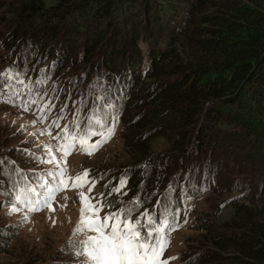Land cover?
Instances as JSON below:
<instances>
[{
	"label": "rangeland",
	"instance_id": "rangeland-1",
	"mask_svg": "<svg viewBox=\"0 0 264 264\" xmlns=\"http://www.w3.org/2000/svg\"><path fill=\"white\" fill-rule=\"evenodd\" d=\"M25 1L0 0V70L16 61L21 62L25 53H29L26 55L31 61L39 43L42 48L40 54L52 60V63L46 65V71L53 73L59 82H65L64 78L67 82L70 80L69 88L65 87L67 82L61 86L57 81L54 85L57 90L53 94L51 102L54 101V108L50 112L53 120L58 113L64 112L62 116L71 115L79 101L95 99L98 94L102 95V100H107L108 104L115 103L118 117L122 118L109 141L94 154L86 155L81 151H74L67 158L66 163L61 162L60 165L67 167V173L77 171L81 167L89 168L91 175L99 180L88 195L90 198L102 200L103 190L119 184L120 174L116 173H119L124 165L132 166L141 157L142 161H148V155L141 154L142 149L138 145H130L132 128L127 127L128 117L117 108V104L124 105L128 99L115 98L114 94L132 91L134 88L129 79L136 77L137 67L139 66V70L143 71L150 65L151 53L172 44V32L176 20L164 0H128L118 4L112 10L110 18L104 22L112 32L105 35V27L97 29L94 38L90 36L86 45L84 44L86 48H91L93 40L102 41V47H98L89 56V62L82 69L81 63L71 65L82 51L81 47L84 46L82 39L85 38L82 29L85 26L76 28L75 24H85L89 27L92 25V18L87 17L85 12L72 9L59 11V20L54 21L51 9L44 17L35 14L30 21L22 23L18 16ZM43 1L45 8L57 2V0ZM34 24H43L46 27L44 38L35 34L23 35L24 41L12 38L13 33L20 34ZM67 32H70L69 37L74 38L68 41ZM74 33L76 34L73 35ZM65 41L67 42L65 50L68 52L72 49L70 55L73 57L68 56L67 60L63 56L64 50H59L62 49L61 43ZM172 45L177 48L176 43ZM30 64L34 68L38 67L34 62ZM103 64L111 67L114 73L105 70ZM91 91L94 93L90 94ZM249 107L247 106L246 111L240 115L233 114L235 116L233 124L220 125L216 132L211 133L207 152H214L212 155L216 156L215 151H217L218 156L215 158L217 173L213 176L214 182L209 192L194 198L177 199V205H174L177 206L174 210L175 230L168 234L170 243L163 257L168 259V264L202 262L201 251L211 246L207 237L210 233L225 230L223 224L230 221L234 214L232 204L243 200L246 187L243 180L249 179L252 172L264 167V113L258 114L255 110L257 107H253V110L248 109ZM200 123V125L204 124L203 121ZM52 124L53 121L42 120L35 112L0 103V232L4 235L0 238V264H79L83 257H77L75 254L77 249L67 242L72 239L82 240L87 235L94 234L85 232L73 236L80 218L81 203L78 193L87 190L69 188L57 193L56 199L52 202L54 211L42 208L40 211L29 212L23 203L15 201V193L12 189L15 177L11 171L16 170L21 175L26 173L36 179V184L39 185L40 176L47 177L49 171L57 170L56 164L46 162L51 159L46 146L58 145L53 139V134L58 128L50 129ZM198 125L199 123L196 127ZM196 129L198 131V128H195L187 141V149L190 151L194 149L191 143L195 142ZM222 140L224 141L222 146L212 144L215 141L221 143ZM148 145L149 153L161 155V161L170 162V166H166L165 171L160 174L163 183L147 177L155 191L146 198V204L141 206L143 209L139 215L147 211L153 216V213L158 211V208H162L164 201L167 200L166 182L170 179L175 185L177 178H185L188 169L183 173V163L185 162L186 166L197 162L204 165L202 163L204 160L199 157L195 162L185 156L187 154L171 150L170 142L164 137H154ZM191 152L195 155V150ZM53 154L59 162L61 154L55 147ZM195 166L196 164L192 165ZM199 167L203 166L197 168ZM140 169L141 167L139 169L134 167L132 170H139L136 193L142 198V194L146 193L149 186L143 187L146 176ZM214 169L216 170L215 166ZM179 170L182 171L178 175ZM107 171H111V176L104 175ZM191 177L188 176L189 179ZM249 185L251 186L248 192L249 201L261 200L264 193L253 195L257 182L251 181ZM39 191L42 189L39 188ZM117 195L121 200L123 199V194ZM14 203L20 211L11 213L9 209ZM107 212L109 211L105 208L100 215L103 216ZM204 224L206 227L203 226ZM172 257L175 259H169ZM225 260V264H237L230 258Z\"/></svg>",
	"mask_w": 264,
	"mask_h": 264
},
{
	"label": "trees",
	"instance_id": "trees-1",
	"mask_svg": "<svg viewBox=\"0 0 264 264\" xmlns=\"http://www.w3.org/2000/svg\"><path fill=\"white\" fill-rule=\"evenodd\" d=\"M126 1L128 0H57L55 5L45 8L43 0H26L19 10L18 19L26 23L33 15L44 17L52 9L53 19L57 21L60 12L80 10L92 18V25L89 27L75 24L76 28L85 26L82 28L85 32L82 43L86 45L88 38H94L97 34V29L105 27V35L112 32L104 22L110 18L115 6ZM164 1L176 20L172 44L176 43L177 48L170 43L167 48L151 53L150 65L143 71L138 66L139 75L129 79L134 89L128 93L114 94L115 98L128 99L124 105L117 104V108L128 117L126 125L132 128L130 145H138L142 149L141 154L148 155V163L142 161L141 157L132 166L124 165L116 174L132 183L131 186L136 191L139 170L132 169L141 167L140 170L146 176L143 187L149 186L146 196L155 191L147 177L163 183L160 174L165 171L166 166H170L169 161H161V155L148 152V144L154 137L168 139L171 150L187 154L185 156L195 162L201 157L204 165L201 162L194 165L203 166L206 176L210 178L217 173L215 158L218 156L217 151L216 156L212 155L214 152H207L211 133L216 132L220 125L233 124V118L246 111L247 106L251 110L257 107L255 110L258 114L264 113V0ZM31 26L24 28L20 34L13 33L12 38L24 41L25 34L45 37L46 27L43 24ZM68 33L70 32L66 34L69 41L74 37H69ZM66 41L61 43L62 49L59 50L65 51L63 56L67 60L68 56L73 57L70 55L72 49L68 52L65 50ZM85 45L81 47L82 51L79 50L80 54L71 65L81 63L82 69L85 68L83 66L89 62V56L98 47H102V41L93 40L91 48H86ZM41 50L38 43L32 60L29 61L30 58L26 55L29 53H25L21 62L12 64V71L27 78V73H32L28 68L32 67L30 62L38 66L52 63L51 59L40 54ZM103 67L114 73L108 65L103 64ZM64 81L67 82L66 78ZM69 81L65 87L69 88ZM65 82L59 83L62 86ZM93 93L94 91L90 92ZM85 101L84 99L79 104L81 111ZM119 119L122 120L121 117ZM202 121L204 124L200 125ZM195 128L198 131L196 129L195 142L191 143L194 147L192 150H195L194 155L192 150L187 149V141ZM223 143L222 140L221 143L215 141L212 144L222 146ZM184 163L182 169L187 168ZM259 169L261 170L252 172L249 179L243 180L246 185L245 196L240 202L232 204L234 214L230 221L223 224L225 230L210 233L207 237L211 246L201 251L203 260L200 264H225V258H230L237 264H264V196L256 202L249 201L248 198L251 181L257 182L253 195L264 193V167ZM14 172L18 173L16 170L12 173ZM110 173L111 171H107L104 175L107 177ZM130 193H133L131 188L128 190V194ZM169 202L170 200L166 201L164 205ZM203 226L206 227L205 224ZM3 236L0 232V238Z\"/></svg>",
	"mask_w": 264,
	"mask_h": 264
},
{
	"label": "snow or ice",
	"instance_id": "snow-or-ice-1",
	"mask_svg": "<svg viewBox=\"0 0 264 264\" xmlns=\"http://www.w3.org/2000/svg\"><path fill=\"white\" fill-rule=\"evenodd\" d=\"M20 75L14 73L12 69L0 73V80L9 83L7 94L2 91L4 84H0V103L23 107L27 111L32 104L38 101L28 99L23 103L19 102L23 89H16L10 85L12 80L31 91L30 86L24 85ZM37 83H44V81L39 80ZM98 99H103V97H98ZM107 107L111 109L114 105L108 104ZM109 118L114 122L119 120L118 115L102 117L93 113L92 116L87 118L84 127H81L79 122H74L76 130L69 131L68 127L65 126L62 130V137H53V139L59 138L63 142L56 146H46L48 155L51 157L46 162L56 164L57 170L49 171L47 177L50 179H45L44 182L38 185L42 191H37L36 187L26 186L15 196V201L23 203L29 212L40 211L42 208H49L54 211L52 202L56 199L57 193L69 188L85 189L87 186V191L78 193L81 203L80 218L73 236L85 232L94 234L87 235L82 240L72 239L67 242L77 249L75 253L77 257H83L79 264H168V259L163 257L170 243L168 234L175 230L173 226L175 224V212L171 214V218L168 214L152 216L147 211L133 218V212L141 204L140 199L137 197L129 202L132 207H120L116 211H109L101 216L100 213L106 207L110 208L111 205L105 204L95 197L90 198L88 195L96 185V181L89 178V170L86 169L72 177L67 175V167L60 166L61 162L66 163L67 158L75 150L92 155L106 143L115 130L114 123L110 126L107 125ZM53 124L60 127L56 121H53ZM95 136L100 138L89 143L91 138ZM53 147L61 154L59 162L53 154ZM126 184L127 179L121 178L119 184L113 187L109 194L121 192ZM9 211L14 213L20 211V209L14 203ZM141 217L144 219L142 220ZM169 259H175V257Z\"/></svg>",
	"mask_w": 264,
	"mask_h": 264
}]
</instances>
